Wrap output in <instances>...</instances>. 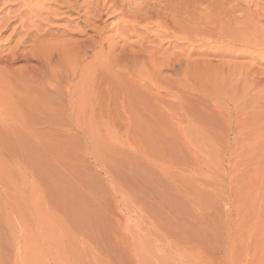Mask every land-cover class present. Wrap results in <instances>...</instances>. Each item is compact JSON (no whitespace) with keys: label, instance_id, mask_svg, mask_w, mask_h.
Masks as SVG:
<instances>
[{"label":"rangeland","instance_id":"obj_1","mask_svg":"<svg viewBox=\"0 0 264 264\" xmlns=\"http://www.w3.org/2000/svg\"><path fill=\"white\" fill-rule=\"evenodd\" d=\"M158 3L134 46L117 43L121 16L96 23L116 64L86 47L74 66L81 46L43 43L45 83L23 60L3 71L0 264H264V48L194 36L218 0ZM43 29L68 45L94 34L77 11ZM140 49L153 61L134 66Z\"/></svg>","mask_w":264,"mask_h":264},{"label":"bare ground","instance_id":"obj_2","mask_svg":"<svg viewBox=\"0 0 264 264\" xmlns=\"http://www.w3.org/2000/svg\"><path fill=\"white\" fill-rule=\"evenodd\" d=\"M158 1L159 0H157V2H155V0H0V36H1L3 31L10 30V29H12V35H14V36L19 35L20 36L16 45L9 52L5 51L6 48L4 49L3 47H0V94H2L4 92L3 88L5 87V84H3V83H5V82H3L4 81L3 79L5 78V76H3L4 75L3 71L5 69L8 70L7 68L10 67V65L13 62L15 63V61H17V60L25 61L26 67H27V69H29V74H30L29 77L32 78V80L35 78V79L40 80L41 83H45L47 78L50 79L47 76L46 69L49 67L45 63V60H43V59L37 60V62H39L38 67L31 64L32 61H35L34 58L36 57V54L34 52L35 47L37 45H40L43 43L51 51L53 48H54V50L57 49V48L55 49V46L56 47L58 46L60 51L65 50V49L67 50L72 45L81 46V53H78L79 51L76 53L74 66L76 64H78L80 60L85 58L86 47H87V50L89 49L91 51H93L95 48H98V49L100 48V52H102V53L103 52L105 53V51H106V53H108L107 59H109L107 61H109L110 63H113V61H110L113 59L112 54H111L113 52H111V51H114V50H112L113 46H114V44L112 43L113 40H111L112 37L106 36L105 38H103L102 37L103 33L107 32V29H105L106 31L104 29H100L99 26H96L97 25L96 23L98 21H101L102 17L104 15H108L109 13L116 14L117 16L122 17V23H123V26L120 29L121 31L116 36V39H118L117 43L123 42L124 45H126V44L128 45V42H130L129 39H131L130 38L131 36H133V37L136 36L138 38L140 37V40L145 39L147 41L149 39V35L147 34L148 33L147 24H150L149 21L153 20L155 18V16L159 15L161 12V11L160 12L155 11V8H154V6L156 5V3H158ZM216 3H217V1H216ZM218 4L221 6V8H220L221 10L219 9L221 12L216 15L218 17H215L213 24H212L213 26L206 28L204 30L203 29L201 30L198 28V27H200L199 26L200 24H198V26L197 25L194 26L193 28H191V30H193L192 32H195L194 36L202 37L201 39H204L206 41L209 40V41H212V42H215L218 44H221V43H224L225 41H227L232 46L238 45L240 47L242 46V47H248V48L249 47H260V48L262 47V48H264V0H218ZM9 5H11V6H9ZM8 6L9 7H15V9L14 10L9 9V11L7 10L8 12L5 13V10L8 9L7 8ZM164 6H165V4H164ZM158 7L160 8V5H158ZM161 7H163V5ZM162 10H164V7ZM74 11L78 12L79 19H81L82 17H86L87 27L89 28L88 31H92L94 33L93 36L88 37L86 41L85 40H82V41L77 40L76 42L75 41L70 42L69 45H68V42H57L54 39L53 40L52 39L51 40L45 39L46 41L43 40L44 37L47 34H49L51 31L49 29L48 32L45 33V30L43 29L44 23L47 26H50V25H52L54 18L56 16L61 15V14L63 15L66 13H71ZM206 11H207V9H206ZM165 12H166V10H165ZM208 13H209V11H208ZM160 15H159V17H160ZM166 15H167V13H166ZM167 20H169V19H167ZM167 20L164 18L163 21L165 22L164 24L167 26L166 28L169 29L168 31H173L175 34L179 33V31H180L179 29H181L182 26H180V24L178 25L177 23L180 20H176V22H175L174 18H172L170 21H167ZM172 20L174 23L172 22ZM163 21L161 23H163ZM151 22H153V21H151ZM84 23H85V21H84ZM164 24H162L163 26L159 24L160 26H162V30L165 27ZM204 25L206 26V23H204ZM176 26L179 29H177ZM188 26H189V24H188ZM206 27H208V26H206ZM164 30H165V28H164ZM163 31H162V33H159L160 36L168 34V32L165 33L166 30L164 32ZM185 31H187V30H185ZM185 31H184V34L186 33ZM180 32L182 33V30ZM189 32H190V30H189ZM190 33H188V34H190ZM142 35H146V37L148 36L147 39L144 38ZM109 37L111 40L110 42L113 44V46L111 43H109V39H107ZM116 39H114V40H116ZM182 39H187V38H182ZM143 40L141 42H143ZM203 42H205V41H203ZM29 43H31V44L29 45ZM114 43L116 44L115 41H114ZM130 43H129V46L131 48V45L133 43H131V45H130ZM134 43H136V42H134ZM138 43H140V42H138ZM143 44H145V43H143ZM143 44L141 45L142 47H143ZM28 46H30V49L25 50ZM65 46H69V47L65 48ZM132 46H134V44ZM61 47L63 49H61ZM115 47L116 46H114V48ZM117 47H118V45H117ZM122 47H124V50H125V46H122ZM135 47H137V46H135ZM126 48H127V46H126ZM147 48H149V47H147ZM141 49H140V51H137V52L143 51ZM146 49H144V50H146ZM137 52H135V53H137ZM141 53H142L143 58L140 59L137 57L133 60L131 59V63H133L134 66H138L139 64H143V65L145 64L146 65V62L153 61V60H151V56L150 57L147 56L148 54L146 55L145 52H144V55H143V52H141ZM146 53H149V52L146 51ZM206 53H208V52H206ZM211 53H215V52H211ZM224 54H225V52H224ZM136 55H138V54H136ZM145 55L147 57H145ZM226 55H227V53H226ZM138 56H141V55H138ZM104 57H105V54H104ZM51 60H52V58L51 59L49 58L48 61H51ZM125 63H126V61H125ZM113 64H116V62ZM78 66H79V64H78ZM110 67H113V66L111 65ZM134 68H136V67H134ZM134 68H131V69H134ZM229 75H231V74H229ZM232 79H233V77H232ZM228 80H230V79H228ZM68 81H69V79H68ZM231 82H232V80H231ZM68 84H69V82H68ZM2 85H4V87ZM48 85H50V83H48ZM229 85H230V83H229ZM233 86H235V85L233 84ZM224 88H225V86H224ZM231 89H234V88H231ZM245 93H247V92H245ZM245 93H243V94H245ZM231 101H232V99H231ZM236 101H238V100H236Z\"/></svg>","mask_w":264,"mask_h":264}]
</instances>
